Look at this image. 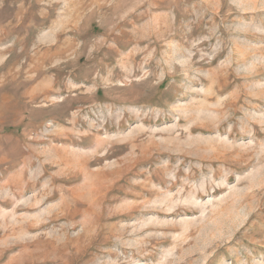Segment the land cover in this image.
<instances>
[{
	"label": "rangeland",
	"instance_id": "rangeland-1",
	"mask_svg": "<svg viewBox=\"0 0 264 264\" xmlns=\"http://www.w3.org/2000/svg\"><path fill=\"white\" fill-rule=\"evenodd\" d=\"M0 264H264V0H0Z\"/></svg>",
	"mask_w": 264,
	"mask_h": 264
}]
</instances>
